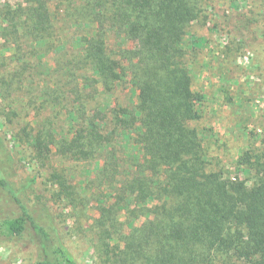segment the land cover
Listing matches in <instances>:
<instances>
[{"label": "rangeland", "instance_id": "1", "mask_svg": "<svg viewBox=\"0 0 264 264\" xmlns=\"http://www.w3.org/2000/svg\"><path fill=\"white\" fill-rule=\"evenodd\" d=\"M44 3L51 27L40 38L28 26L34 24L35 0H0V136L11 155L9 181L33 218L79 263L128 264L132 237L144 236L141 228L172 202L142 199L139 191L127 189L137 173L135 130L118 131L112 151L100 150L92 159L63 150L88 117L135 110L138 99L127 82L110 94L94 81L86 85L92 73L75 66L83 54L78 37H87L93 25L69 18L66 1ZM199 5L182 43L191 88L202 96L198 117L187 125L200 135L208 171L251 185L252 174L239 171L236 162L246 150H264V0H199ZM234 16L257 22L241 32ZM114 39L108 36V47L114 48ZM0 198L2 214L15 215L17 207L1 192ZM29 236L0 241V264H34L38 251Z\"/></svg>", "mask_w": 264, "mask_h": 264}, {"label": "trees", "instance_id": "2", "mask_svg": "<svg viewBox=\"0 0 264 264\" xmlns=\"http://www.w3.org/2000/svg\"><path fill=\"white\" fill-rule=\"evenodd\" d=\"M35 1L34 24L28 26L43 38L50 33L51 18L44 0ZM63 1L69 18L93 25L87 37H78L83 54L75 66L92 73L86 85L94 81L110 94L127 82L138 99L135 110L117 108L112 118L88 117L63 150L79 160L92 159L100 150L112 151L118 131L135 130L137 173L127 189L139 191L142 199L172 202L141 228L144 236L132 237L128 264L140 258L143 264H229L232 257L264 264V150H246L237 159V169L252 174L248 185L239 176L208 171L200 135L187 125L198 117L202 96L191 88L182 43L186 26L197 18L199 0ZM247 19L234 16L235 27L249 32L257 20ZM108 36L115 38L114 48L108 47ZM261 38L264 43V30ZM9 164L11 155L0 136V192L17 207L15 215L0 209V241L30 235L38 251L34 264H81L33 218L9 181Z\"/></svg>", "mask_w": 264, "mask_h": 264}]
</instances>
